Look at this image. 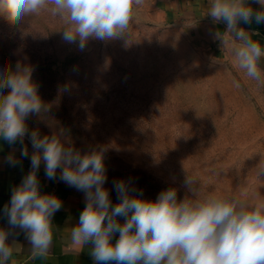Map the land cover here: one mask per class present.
Instances as JSON below:
<instances>
[{"label": "rangeland", "instance_id": "rangeland-1", "mask_svg": "<svg viewBox=\"0 0 264 264\" xmlns=\"http://www.w3.org/2000/svg\"><path fill=\"white\" fill-rule=\"evenodd\" d=\"M168 1L144 0L129 36L91 40L84 51L62 40L63 22L47 13L19 28L0 19V69L18 61L34 68L48 111L27 119L30 130L43 136L64 128L75 148L106 149L113 202V180L128 177L147 199L168 187L182 199L190 195L186 175L201 196L264 198V175L256 174L264 161V86L237 67L207 25L161 17L173 12ZM25 144L32 149L27 136Z\"/></svg>", "mask_w": 264, "mask_h": 264}, {"label": "clouds", "instance_id": "clouds-1", "mask_svg": "<svg viewBox=\"0 0 264 264\" xmlns=\"http://www.w3.org/2000/svg\"><path fill=\"white\" fill-rule=\"evenodd\" d=\"M143 2L0 0V19L19 28L27 19L47 13L63 22L62 40L84 51L91 40L107 42L129 36L135 10ZM206 16L215 25H225L224 35L221 30L210 34L230 50L237 67L250 80L264 86V68L260 66L264 46L253 39L256 31L250 28L253 23L264 24V0H207ZM33 71L31 65L20 61L14 69H0V139L9 146L21 145L20 157L13 147L4 163L22 167V159L30 160V170L12 187L10 200L0 211L8 224V228H0V264L10 262L14 249L8 240L16 230L24 234L33 258L50 253L53 216L63 202L55 194L41 191L37 173L42 163L47 179H58L84 194L85 207L78 223L70 228L68 243L79 250L90 245L94 264H264V198L201 196L186 175L183 187L190 195L179 199L177 188L168 187L152 200L128 177L113 180L118 201L113 204L105 187L106 149L81 151L64 128L43 136L38 129H29L27 119L32 114L48 111ZM70 87L65 84L62 91L68 92ZM256 174L264 175V161Z\"/></svg>", "mask_w": 264, "mask_h": 264}, {"label": "crops", "instance_id": "crops-1", "mask_svg": "<svg viewBox=\"0 0 264 264\" xmlns=\"http://www.w3.org/2000/svg\"><path fill=\"white\" fill-rule=\"evenodd\" d=\"M167 4L171 6L173 12L160 13L161 17L171 15L173 19L176 18L175 24L182 26L207 25L209 33L221 30V34L224 35L225 25L223 23L215 25L211 17L206 16L207 0H169ZM252 7L258 8L259 6L252 4ZM242 26L249 28L247 25ZM250 28L256 31L253 34V39L264 46V24L256 25L253 23ZM13 147L17 149L15 154L19 158L21 145L9 146L0 139V211H2L5 203L10 200L12 187L18 185L23 176L30 170L29 159H22V167L19 165L10 167L4 163V157L12 151ZM31 151L32 149H29L30 153ZM37 175L41 183V191L55 194L63 202L62 209L53 216V245L48 256L33 258L30 254V245L24 234L16 230L9 236L8 240L10 244L13 243L14 249L9 264H94L90 255V245L79 250L71 248L68 243L70 228L78 223L79 215L85 207L84 194L58 179H47L43 163ZM57 175H59V170ZM115 203L113 202V204ZM121 222L123 221L121 220ZM0 228H8L6 218L0 217ZM116 238L118 236L114 237V240Z\"/></svg>", "mask_w": 264, "mask_h": 264}]
</instances>
